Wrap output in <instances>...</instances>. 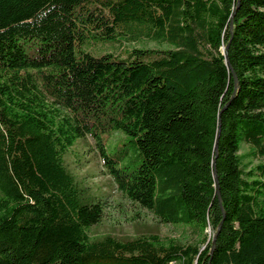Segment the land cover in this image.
Masks as SVG:
<instances>
[{
  "label": "trees",
  "instance_id": "1",
  "mask_svg": "<svg viewBox=\"0 0 264 264\" xmlns=\"http://www.w3.org/2000/svg\"><path fill=\"white\" fill-rule=\"evenodd\" d=\"M123 39L168 46L87 49ZM89 136L118 191L201 239L90 236L104 202L65 160ZM171 263L264 264V0H0V264Z\"/></svg>",
  "mask_w": 264,
  "mask_h": 264
},
{
  "label": "rangeland",
  "instance_id": "2",
  "mask_svg": "<svg viewBox=\"0 0 264 264\" xmlns=\"http://www.w3.org/2000/svg\"><path fill=\"white\" fill-rule=\"evenodd\" d=\"M166 47L167 44L160 45L150 40L128 41L123 39L119 41H91L87 49L94 55H100L102 52H113L115 54L124 55L126 50L134 47ZM102 138L106 142L107 153L113 157L123 155L120 151L121 143L127 141L126 135L122 131H116L110 135H103ZM89 143L78 139L67 155L69 169L73 171L83 184L87 185L96 195H98L104 202V216L99 224L93 225L89 228L90 236H102L107 233L115 235H136L137 228L141 224H147L152 227L158 225L159 234L163 239L168 237L176 238L182 242L191 240L199 241L201 234L193 235L191 227L183 223L162 222L159 217L154 215L150 210L133 203L125 197L120 191L116 189L112 177L107 174L101 162L100 152L94 145V139L89 136ZM120 140L122 142H120ZM79 141H83L78 144ZM120 142V143H119ZM119 143V144H118ZM118 144V145H116ZM248 146L243 144L241 147V154H244L243 160L247 164L248 169L251 166L259 163L261 160L247 155ZM126 160H136L135 153L130 149ZM138 163V162H136ZM209 237L213 236V229L211 227L205 230ZM174 264V263H171Z\"/></svg>",
  "mask_w": 264,
  "mask_h": 264
},
{
  "label": "water",
  "instance_id": "3",
  "mask_svg": "<svg viewBox=\"0 0 264 264\" xmlns=\"http://www.w3.org/2000/svg\"><path fill=\"white\" fill-rule=\"evenodd\" d=\"M235 78H236V80H237V77H235ZM214 174H215V176H216V170L214 171ZM216 234H217V233H216ZM216 234H215L214 237H213V246L215 245Z\"/></svg>",
  "mask_w": 264,
  "mask_h": 264
}]
</instances>
